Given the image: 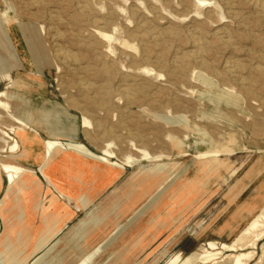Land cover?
<instances>
[{"label":"rangeland","instance_id":"obj_1","mask_svg":"<svg viewBox=\"0 0 264 264\" xmlns=\"http://www.w3.org/2000/svg\"><path fill=\"white\" fill-rule=\"evenodd\" d=\"M30 1L0 0V92H6L0 99L32 122L25 136L15 123L9 145L17 141L15 151L21 147L23 153L27 135L43 143L54 134L99 154L112 141L113 160L142 161L118 169L119 177L92 199L83 179L99 177L90 172L95 160L85 159L91 164L77 171L79 158L70 164L69 173L81 171V184L53 177L56 167L43 173L38 163L22 164L36 171L43 190L52 180L53 194L72 212L49 211L61 203L53 195L48 206L45 192L42 228L35 231L40 218H32L29 236L0 254V264L3 258L33 264L55 243L40 264H165L176 255L196 262L209 241L231 243L252 216L264 212V8L251 0ZM195 38L208 47L199 58ZM63 49L77 59L63 58ZM84 116L90 126L84 127ZM9 119L14 122L0 107V127ZM213 147L232 151L198 157ZM144 151L162 157L147 161ZM70 216L36 256L30 253ZM263 245L264 238L248 264Z\"/></svg>","mask_w":264,"mask_h":264},{"label":"bare ground","instance_id":"obj_2","mask_svg":"<svg viewBox=\"0 0 264 264\" xmlns=\"http://www.w3.org/2000/svg\"><path fill=\"white\" fill-rule=\"evenodd\" d=\"M30 1V0H29ZM86 1V0H85ZM89 1V0H88ZM198 5L203 4L206 2V0H195ZM255 6L264 8V1L263 0H251ZM31 2V1H30ZM35 2V1H34ZM72 2V0H71ZM209 2V1H207ZM211 2V1H210ZM216 2V1H214ZM224 2V1H223ZM227 2V1H226ZM235 2V1H234ZM85 3V2H84ZM21 4V3H20ZM42 4V3H41ZM62 4V3H61ZM217 4V3H215ZM214 4V5H215ZM73 5V4H72ZM76 5V4H75ZM86 5V4H85ZM84 5V6H85ZM71 6V5H70ZM253 7V6H252ZM231 8V7H230ZM65 9V8H64ZM187 9V8H186ZM230 10V9H229ZM232 10V9H231ZM230 10V12H231ZM57 11V10H56ZM53 12V11H52ZM61 12V11H60ZM229 12V11H228ZM263 12V11H262ZM55 13V12H54ZM59 13V12H58ZM187 14V13H186ZM230 14V13H229ZM249 14V13H248ZM257 14V13H256ZM79 15V14H78ZM86 15V14H85ZM241 15V14H240ZM50 16V15H49ZM230 16V15H229ZM62 17V16H61ZM75 17V16H74ZM84 17V16H83ZM64 18V17H63ZM70 18V17H69ZM54 19V18H53ZM52 19V20H53ZM76 19V18H75ZM236 19V18H235ZM63 20V19H61ZM239 20V19H238ZM243 20V19H242ZM66 21V20H65ZM150 21V20H149ZM244 21V20H243ZM59 22V21H58ZM67 24V23H66ZM77 24V23H76ZM243 24V23H242ZM56 25V24H55ZM200 25V24H199ZM78 26V24H77ZM60 27V26H59ZM70 27V26H69ZM199 27V26H198ZM202 28V27H201ZM205 28V27H204ZM52 29V28H51ZM72 30V29H71ZM144 30V29H143ZM150 32V31H149ZM205 32V31H204ZM240 32V31H239ZM246 32V31H245ZM105 33V32H104ZM159 33V32H158ZM194 33V32H193ZM217 33V32H216ZM244 33V32H243ZM98 34V33H97ZM156 34V33H155ZM212 34V33H211ZM261 34V33H260ZM106 35V33L104 34ZM103 35V36H104ZM108 35V34H107ZM143 35V34H141ZM145 35V33H144ZM151 35V34H150ZM215 35V34H214ZM62 36V35H61ZM75 36V35H74ZM158 36V35H157ZM160 36V35H159ZM162 36V35H161ZM172 36V35H171ZM200 36V35H198ZM230 36V35H229ZM253 36V35H252ZM260 36V35H259ZM57 37V36H56ZM155 37V36H154ZM254 37V36H253ZM79 38V35H78ZM82 38V37H81ZM106 38V36L104 37ZM175 38V36H174ZM203 38V36H202ZM243 38V37H242ZM255 38V37H254ZM258 38V37H256ZM262 38V37H261ZM69 39V37H68ZM74 39V38H73ZM151 39V38H150ZM157 39V38H156ZM155 39V40H156ZM238 39V38H237ZM193 40V38H192ZM213 40V39H212ZM222 40V39H221ZM229 40V39H228ZM231 40V39H230ZM256 40V39H255ZM254 40V41H255ZM150 41V40H149ZM195 41L197 43V49L199 57H202V54H204V51L208 48L207 44L203 41H200L199 38H195ZM194 41V43H195ZM227 41V40H226ZM232 41V40H231ZM253 42V41H252ZM264 43V41H263ZM76 44V43H74ZM80 44V43H79ZM148 44H150L148 42ZM261 44V43H260ZM83 45V44H82ZM159 45V44H158ZM214 45V44H213ZM84 46V45H83ZM88 46V45H87ZM86 46V47H87ZM61 48V47H60ZM164 48V47H163ZM80 49V48H79ZM210 49V48H209ZM263 49V48H262ZM68 51V50H67ZM63 49L62 53L60 54L65 59H72L76 60L77 57L74 56L71 52H67ZM212 51V50H211ZM255 52V51H254ZM261 52V51H260ZM259 52V53H260ZM84 54V53H83ZM142 54V53H141ZM197 54V53H196ZM148 55V54H147ZM256 55V54H255ZM159 56V55H158ZM196 56V55H195ZM190 57V56H189ZM99 58V57H98ZM134 58V57H133ZM151 58V57H150ZM61 59V58H60ZM64 59V60H65ZM206 59V58H205ZM79 60V59H78ZM66 61V60H65ZM88 61V60H87ZM158 61V60H157ZM199 61V60H198ZM205 60L201 61L204 63ZM240 61V60H239ZM72 62V61H71ZM74 62V61H73ZM187 62V61H186ZM208 62V61H207ZM228 62V61H227ZM80 63V62H79ZM137 63V62H136ZM240 63V62H239ZM176 64V63H175ZM257 64V63H256ZM177 65V64H176ZM188 65V64H187ZM262 65V64H261ZM69 66V65H68ZM109 66V64H108ZM112 66V65H111ZM181 66V65H180ZM206 66V65H205ZM228 66V65H227ZM232 66V65H231ZM231 66L227 67V71L229 73H234L235 70L231 68ZM74 67V66H73ZM87 67V66H86ZM100 67V66H99ZM107 65L105 66V68ZM114 67V66H113ZM183 67V66H182ZM88 68V67H87ZM105 68L103 70H105ZM110 68V67H109ZM258 68V66H257ZM113 69V68H111ZM182 69V68H180ZM200 69V68H199ZM215 69V68H214ZM98 70V69H97ZM108 70V69H107ZM175 70V69H174ZM257 70V69H256ZM92 71V70H91ZM96 71V70H95ZM112 71V70H111ZM179 71V70H178ZM261 71V70H260ZM98 71H96L97 73ZM109 72V71H108ZM264 72V71H263ZM172 73V72H171ZM219 73V72H218ZM105 74V73H104ZM175 74V73H174ZM228 74V73H227ZM96 75H99L96 74ZM226 75V74H225ZM76 76V75H75ZM71 77V76H70ZM179 77V76H178ZM135 78V77H134ZM220 78V77H219ZM72 79V78H71ZM263 81V80H261ZM81 82V81H80ZM106 82V81H105ZM131 82V81H130ZM142 82V81H141ZM109 83V82H106ZM259 83V82H258ZM102 84V83H101ZM260 84V83H259ZM82 85V84H81ZM88 85V84H87ZM108 85V84H107ZM111 85V84H110ZM242 85V83H241ZM133 86V85H132ZM12 87V86H11ZM102 87V86H101ZM112 87V86H111ZM260 87V86H259ZM264 87V86H263ZM93 88V87H92ZM148 88V86H147ZM91 89V88H90ZM105 89V88H104ZM120 89V88H119ZM129 89V88H127ZM159 89V88H158ZM100 90V89H99ZM110 90V89H109ZM103 92L102 90H100ZM136 91V90H135ZM105 92V91H104ZM110 92V91H108ZM107 93V91H106ZM113 93V92H112ZM5 91L0 92V96L5 95ZM111 94V93H110ZM132 94V93H131ZM95 95V94H94ZM106 95V94H105ZM122 95V94H121ZM146 95V94H145ZM166 97V96H165ZM168 97V96H167ZM151 98V96H150ZM155 98V97H154ZM94 99V98H93ZM159 102V101H158ZM0 107L1 109H4L6 115L10 117L14 122L12 124H5L8 129H16L17 126L15 123H19L21 125V134L25 136L26 129L29 128V123L31 122L29 118H25L21 115H15L12 110L10 109L9 104L6 101H3L0 99ZM28 117L32 115L29 112H27ZM45 114V113H44ZM34 118V116H33ZM263 118V117H262ZM32 119V118H31ZM32 123V122H31ZM174 124V123H173ZM18 125V124H17ZM83 125L84 127L90 126L91 121L84 116L83 118ZM16 127V128H15ZM102 127V126H101ZM245 127V126H244ZM111 129V128H110ZM109 129V130H110ZM16 132V130H13ZM27 134V133H26ZM109 134V133H108ZM27 137V136H26ZM10 139V133L7 131V129L0 127V140L4 142V144H1V149L4 150L7 146H10V152H14V155L17 156H25L27 152H23L21 154H15V150H18V144L15 142L14 145H8V141ZM26 139V138H25ZM143 141V139H142ZM180 141V140H179ZM36 142V141H35ZM44 143V158L45 162L42 166L39 167V170L43 173H49L52 171L54 167L56 170V175L53 177L62 179L63 183L68 184L74 182V180L70 179L72 176H70L68 169L70 168V164H73L76 158H80L81 156L86 159H92L95 160L98 163H101L99 165L98 163L92 164V170L90 172L98 174L99 177H91L89 179V175L87 174L86 177L83 179V183L88 185L87 188V198L92 199V197L101 192L103 187H106L110 183L114 182L119 175L122 173V171H119L118 169H125L126 166L137 164L141 162L142 160L134 157V156H128L124 161L118 162L113 160V157L116 156L115 152L111 149L113 146V142H107L106 146L103 148L104 153L99 154L91 149H89L85 144L82 142H78L75 140H71L68 142H62L58 136L52 134L50 139H45L43 141ZM41 144V143H40ZM36 145V144H35ZM181 145V144H180ZM43 150V149H40ZM139 150V149H138ZM232 150L228 148H210L206 151L200 152L198 154V157L200 158H213L217 157L221 154L231 152ZM141 152V151H140ZM43 154V153H42ZM12 157V156H11ZM62 157L61 159H59ZM162 155H151L147 151H144V159L147 161H155L161 158ZM43 159V158H42ZM14 160V159H13ZM17 161V160H16ZM210 161V160H209ZM91 164L90 162H85V165ZM105 168H104V167ZM163 170L166 171V167H163ZM139 171V170H138ZM0 172H5L6 178L8 180V188L3 194V196L0 198V216L4 220L3 226H5L4 231L0 238H4L2 241V247L0 250V254H3L4 251H6L8 248H11L13 243L18 240L17 238H21V241L26 240V238L29 236L26 231L28 230L31 221H29L26 218V210L30 208L32 211L36 204L37 200L33 193L37 192V189L41 188V180L36 176V171L32 168L23 166L22 164L10 162V161H0ZM90 172H88L90 174ZM66 173H68V177L66 176ZM1 176V175H0ZM70 176V177H69ZM82 176V173H76L73 177L75 179ZM2 185V184H1ZM56 185L52 182V180L48 181V190L50 189H56ZM1 189V188H0ZM30 192V199L29 202V208L26 209L24 203L22 200L24 199L23 196ZM47 194V193H46ZM37 195V194H36ZM187 195V194H186ZM149 197V195H148ZM86 198V199H87ZM53 199V198H52ZM84 200V199H83ZM86 201V200H85ZM82 201V202H85ZM91 201V200H90ZM88 202V201H87ZM56 203V202H55ZM27 205V204H26ZM51 205V204H50ZM84 205V204H83ZM87 205V204H86ZM27 206V207H28ZM60 208V207H59ZM41 211V210H40ZM45 214V212H43ZM48 213V211H46ZM70 213V212H69ZM29 214V213H27ZM53 217V216H52ZM63 217V216H62ZM29 218V217H28ZM45 218V217H44ZM2 220V221H3ZM48 220V219H47ZM44 221V219H43ZM49 221V220H48ZM56 222V221H55ZM54 222V223H55ZM20 223V227L15 231V233H10V229L18 225ZM52 223V222H51ZM50 223V224H51ZM48 225V227L50 226ZM53 226V225H52ZM52 228V227H51ZM16 230V229H15ZM44 230V229H43ZM61 230V227L56 226L50 229L45 235L43 236L42 241L39 239L40 237H37L36 239H39L41 242H37L35 248L30 252L32 255L45 247L46 244ZM45 232V231H44ZM43 233V231H42ZM4 236V237H3ZM26 236V237H25ZM33 236V235H32ZM248 236V239L245 240V237ZM264 238V212H259L256 215H254L249 223L240 231V233L234 238V240L231 243H221L220 246L217 245L214 241H209L208 246L204 249L203 253L200 254L198 257V261L193 262L192 256H187L184 259L180 260V255L173 256L169 258L165 264H219L220 262L225 261L226 258H228V261H226L224 264H248L249 261H251L256 254L255 248L257 247L258 241L262 240ZM32 239V238H31ZM20 241V240H19ZM17 242V241H16ZM27 242V241H26ZM25 242V243H26ZM54 242V241H53ZM29 245V244H28ZM56 243L49 247L43 254L37 256L34 260L33 264H40L44 262L48 255H50L54 248ZM204 247V246H203ZM246 248H250V250L245 251ZM9 250V249H8ZM10 251V250H9ZM8 251V252H9ZM229 252V253H225ZM261 252V251H260ZM30 254V255H31ZM20 256V255H19ZM29 256V255H28ZM13 257V256H12ZM4 264H11L9 260L2 259ZM24 260V259H23ZM51 260V259H50ZM59 260V259H58ZM48 261V260H47ZM56 261V260H55ZM53 260V262H55ZM179 261V262H178ZM59 262V261H58ZM49 263V262H47ZM52 263V262H51ZM49 263V264H51ZM264 263V245L262 248L261 254L258 256V258L254 261L253 264H262ZM53 264V263H52ZM54 264H57L54 263ZM62 264V263H61ZM68 264V262L66 263Z\"/></svg>","mask_w":264,"mask_h":264},{"label":"crops","instance_id":"obj_3","mask_svg":"<svg viewBox=\"0 0 264 264\" xmlns=\"http://www.w3.org/2000/svg\"><path fill=\"white\" fill-rule=\"evenodd\" d=\"M18 115V114H17ZM7 122H10V123H8V124H12V121L9 119V120H7ZM1 127H3V128H5V129H7V131L9 132V133H12L11 132V130H9L6 126H4V125H2ZM36 141V142H35ZM1 142H3V141H1ZM4 143V142H3ZM41 142L39 141V140H35L32 136H30V135H27V137H26V140H22V144H23V148H24V150L23 151H26L27 152V154L25 155V156H22V157H20V156H17V155H14V152H10L9 151V146H7V150H4V151H2L1 149H0V151L2 152V154H0V158L2 159V160H5V161H10V162H14V163H18V164H26V165H32V166H34L35 164H37L38 163V165H40V166H42L43 165V163L45 162V158H44V144L43 143H41ZM36 144V145H35ZM8 145H9V143H8ZM40 149H43V150H40ZM16 154L17 153H21V147H20V150L19 151H17V152H15ZM43 153V154H42ZM12 156V157H11ZM43 158V159H42ZM14 159V160H13ZM85 159L86 158H84V157H80L79 158V161H78V165L75 167V166H73L72 164V166L73 167H75L74 168V170H76L77 171V167L80 165H82V167H83V165H84V163L86 162L85 161ZM17 160V161H16ZM87 160V159H86ZM75 171V172H76ZM75 172L74 171H72L69 175L70 176H72V178L70 177V179H72V180H74V183L75 182H77V183H80V181L78 180V178L77 179H75L73 176L75 175ZM81 171H78V173H80ZM56 171L54 170V173H53V176L54 175H56ZM68 173H66V176L68 177V175H67ZM0 198L3 196V194L5 193V191L7 190V188H8V185H9V183H8V180H7V178H6V174H5V172H0ZM37 176V175H36ZM2 184V185H1ZM8 184V185H7ZM81 184V183H80ZM74 187H75V191L77 190L76 188V185H74ZM80 189H82V188H80ZM47 193V194H49L50 195V198H49V200H48V206L50 205V201H51V199H52V196L54 195L55 197H56V199L61 203V206H59L60 208H58V207H54V206H50V208H49V211H53L54 213L55 212H59L61 215H64L65 213H66V210L67 211H71L70 209H69V207L67 206V204L65 203V202H63V201H61L60 200V198H61V196H56L55 194H53V190H51L50 189V191L48 190V187H47V189L45 190V188H44V190H43V185H42V182H41V188H39V189H37V192H35V193H33V195L35 196V198H36V200H37V204H36V206H35V208L32 210V211H29L28 213H29V215L31 216V225H32V218L33 219H35L36 217H39L40 218V225L39 226H37V227H35V226H33L32 225V227H33V229L35 230V231H37L38 229H41L42 228V213H43V207L45 206L43 203H42V197H43V194L44 193ZM37 194V195H36ZM30 192H27L26 194H25V198L27 199V200H29L30 199ZM22 202H23V200H22ZM28 202V201H27ZM47 206V207H48ZM65 207V208H64ZM153 208H155V206L153 207ZM41 210V211H40ZM72 212V211H71ZM72 216V215H71ZM71 216H70V218L69 219H67L66 221H65V223H62V225H61V229H62V226H64V225H66V223L71 219ZM249 216H251V215H249ZM249 216H247V217H245V218H242V219H239V223H238V225H240V223L241 222H243V221H245V220H248V218H250ZM253 217V216H252ZM251 217V218H252ZM61 231V230H60ZM60 231L56 234V235H58L59 233H60ZM55 235V236H56ZM54 236V237H55Z\"/></svg>","mask_w":264,"mask_h":264}]
</instances>
